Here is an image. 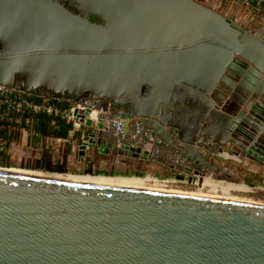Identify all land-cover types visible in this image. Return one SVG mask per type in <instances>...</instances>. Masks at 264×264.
Wrapping results in <instances>:
<instances>
[{
  "label": "water",
  "instance_id": "95a60500",
  "mask_svg": "<svg viewBox=\"0 0 264 264\" xmlns=\"http://www.w3.org/2000/svg\"><path fill=\"white\" fill-rule=\"evenodd\" d=\"M263 32L196 0H0V87L72 101L80 156L239 182L202 152L264 168ZM0 264H264V192L0 169Z\"/></svg>",
  "mask_w": 264,
  "mask_h": 264
},
{
  "label": "rangeland",
  "instance_id": "374dc122",
  "mask_svg": "<svg viewBox=\"0 0 264 264\" xmlns=\"http://www.w3.org/2000/svg\"><path fill=\"white\" fill-rule=\"evenodd\" d=\"M198 2L204 3L210 7V3L206 2V0H196ZM218 12L224 14L227 12H223L220 8H214ZM229 17L230 14H225ZM238 23L248 27L254 31H260L264 25L257 23L251 24L248 23L244 16H236L235 17ZM4 144V143H3ZM5 149L7 154L9 155V160L6 166H0L2 168H17V169H30L35 171H43L48 173H60V174H68L75 176H83V175H91V176H103V177H152L158 180L162 179H175L180 181H186L188 183H195L200 186L203 182L202 179L204 177H184L181 178L175 177L173 172L170 170H166L160 164L155 162H151L148 164L141 165L137 161H131V163L122 162V158L117 157L112 159L111 157L104 155H93L91 152H88L86 156H89V159L86 156H80L77 151H73L65 158V172H50L44 171L40 169H33L29 167L30 161L37 158L40 155L41 148L39 146H30L25 142V139H21L18 142H12L6 145ZM54 149L53 156L54 160L59 159L62 156L63 143H53ZM43 148V147H42ZM204 153V152H203ZM202 153V154H203ZM204 157L213 165H218L221 167H226L232 171L233 175H235L239 182H232L229 180H222L231 184H242L249 188H259L264 189V168L258 164H255L251 161H236L234 159H221L220 157H214L208 153L203 154ZM119 160V161H118ZM89 164L92 165L93 170L99 171L96 173H86V169ZM150 166V167H149ZM215 180V179H214ZM195 181V182H194Z\"/></svg>",
  "mask_w": 264,
  "mask_h": 264
},
{
  "label": "trees",
  "instance_id": "16d2710c",
  "mask_svg": "<svg viewBox=\"0 0 264 264\" xmlns=\"http://www.w3.org/2000/svg\"><path fill=\"white\" fill-rule=\"evenodd\" d=\"M22 97L33 103H40L43 98L20 94ZM48 104L56 105L61 109L69 108V105L62 104L58 100L48 99ZM72 128V122L65 116L49 113L46 111H29L26 110L20 114H11L8 120L0 123V143L6 145L12 142H18L21 136V130L31 133L29 144L31 146H39L41 148L40 155L31 160L29 167L50 172H65V158L71 153V145L63 144L62 156L54 160L53 143L57 139H66L68 131ZM43 147V148H42ZM9 155L2 147L0 149V166H6ZM86 173H96L89 164ZM180 178V177H178Z\"/></svg>",
  "mask_w": 264,
  "mask_h": 264
},
{
  "label": "built area",
  "instance_id": "2783aa9c",
  "mask_svg": "<svg viewBox=\"0 0 264 264\" xmlns=\"http://www.w3.org/2000/svg\"><path fill=\"white\" fill-rule=\"evenodd\" d=\"M228 8L240 10L242 16L251 24L260 23L264 25V0H223ZM249 19V20H247ZM19 92H14L0 87V123L9 119L11 114H20L26 110L37 112L46 111L49 113L65 116L72 122V128L82 124L78 118L73 115L75 107L61 109L60 107L48 104L43 98L40 103H33L22 97ZM2 143H0V149Z\"/></svg>",
  "mask_w": 264,
  "mask_h": 264
},
{
  "label": "bare ground",
  "instance_id": "6f19581e",
  "mask_svg": "<svg viewBox=\"0 0 264 264\" xmlns=\"http://www.w3.org/2000/svg\"><path fill=\"white\" fill-rule=\"evenodd\" d=\"M264 34V33H263ZM92 116H95V113H92ZM2 170H14V171H23V172H33V173H42V174H55V175H66V176H75L73 175H68V174H60V173H48V172H43V171H35V170H30V169H17V168H2ZM81 177H91V178H104V179H118V180H134V181H150V182H162V183H172V184H185V185H197V182L195 183H188L186 181H180V180H175V179H162L158 180L156 178L152 177H103V176H91V175H83ZM203 182L201 183L200 186H209V187H219V188H229V189H239V190H246V191H262L264 192V189H259V188H249L247 186H244L242 184H231L227 183L224 181L220 180H214L212 179V173H209L204 176V179H202Z\"/></svg>",
  "mask_w": 264,
  "mask_h": 264
},
{
  "label": "crops",
  "instance_id": "0c3cea01",
  "mask_svg": "<svg viewBox=\"0 0 264 264\" xmlns=\"http://www.w3.org/2000/svg\"><path fill=\"white\" fill-rule=\"evenodd\" d=\"M206 2L210 3L211 6H213V8H215V7L220 8L223 10V12L224 11L227 12L224 14H230V16H234V17L242 16L240 10H233V9L228 8L223 0H206ZM247 20H249V19H247ZM263 36H264V34H263ZM84 134H85V127L83 124H80L79 126H75L68 131L66 139H57V143H59V144L60 143H63V144L69 143L71 145V153H72L73 151L78 150L77 149L78 143L85 140ZM30 137H31L30 132L25 131L23 129L21 130L20 138L25 139V142L31 146V144H29ZM77 153H78V151H77Z\"/></svg>",
  "mask_w": 264,
  "mask_h": 264
},
{
  "label": "flooded vegetation",
  "instance_id": "af4514ba",
  "mask_svg": "<svg viewBox=\"0 0 264 264\" xmlns=\"http://www.w3.org/2000/svg\"><path fill=\"white\" fill-rule=\"evenodd\" d=\"M59 102H61L62 104H65V105H69V107H75V104L72 102V101H67V100H64V101H62V100H58ZM99 104H102V105H106V106H112V105H119V102H118V100L117 99H106V98H101V99H98V100H96ZM93 117V116H92ZM93 118H95V116L93 117ZM83 124V123H82ZM84 125V124H83ZM85 127V126H84ZM94 129L95 130H97V128L96 127H94ZM89 133V130H87V127H85V134H84V136L85 135H87ZM78 151V150H77ZM89 152H91L93 155H104V156H108V157H111L112 159H114V162H115V159L117 158V157H120V158H122L123 159V163H125V161L126 162H129V163H131V161H137V159L136 158H132V157H127V156H114V155H112L110 152H108V153H106L104 150H102V149H100V147L98 148V147H95V148H93L92 150H90ZM203 153V152H202ZM204 153H207V152H204ZM203 153V154H204ZM202 154V155H203ZM208 154H210V155H212V156H214V157H216V155H214V154H211V153H208ZM204 156V155H203ZM218 157V156H217ZM119 161V160H118ZM138 162V161H137ZM209 162V161H208ZM160 166H162L163 168H165L166 170H170V171H172L173 172V174H174V176L175 177H182V176H184V177H186V176H188V177H190V176H192V177H197V178H200V177H198V176H195V175H193L192 173L191 174H189V175H187V174H184L183 172H178V171H176V170H173V169H170V168H168L167 166H165V165H162V164H160ZM216 166H218V165H216Z\"/></svg>",
  "mask_w": 264,
  "mask_h": 264
}]
</instances>
